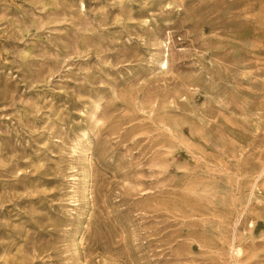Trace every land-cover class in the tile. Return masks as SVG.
<instances>
[{
	"label": "rangeland",
	"instance_id": "374dc122",
	"mask_svg": "<svg viewBox=\"0 0 264 264\" xmlns=\"http://www.w3.org/2000/svg\"><path fill=\"white\" fill-rule=\"evenodd\" d=\"M0 264H264V0H0Z\"/></svg>",
	"mask_w": 264,
	"mask_h": 264
},
{
	"label": "bare ground",
	"instance_id": "6f19581e",
	"mask_svg": "<svg viewBox=\"0 0 264 264\" xmlns=\"http://www.w3.org/2000/svg\"><path fill=\"white\" fill-rule=\"evenodd\" d=\"M167 63H168L167 60H162V61H160V64H161V65H164V67H166Z\"/></svg>",
	"mask_w": 264,
	"mask_h": 264
}]
</instances>
